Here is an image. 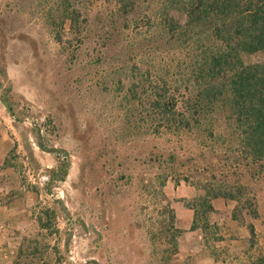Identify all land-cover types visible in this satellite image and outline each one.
I'll list each match as a JSON object with an SVG mask.
<instances>
[{"label": "rangeland", "instance_id": "rangeland-1", "mask_svg": "<svg viewBox=\"0 0 264 264\" xmlns=\"http://www.w3.org/2000/svg\"><path fill=\"white\" fill-rule=\"evenodd\" d=\"M69 2L0 0V100L10 107L0 101V113L11 116L22 176L38 191L11 264H183L175 217L182 205L202 218L208 187L188 160L197 136L164 128L150 89L161 75L178 83L185 53L156 44L145 14L127 22L107 0ZM245 61L264 62V52ZM41 123L43 145L69 156L34 158ZM215 127L224 132L221 117ZM252 187L264 192V182Z\"/></svg>", "mask_w": 264, "mask_h": 264}, {"label": "trees", "instance_id": "trees-1", "mask_svg": "<svg viewBox=\"0 0 264 264\" xmlns=\"http://www.w3.org/2000/svg\"><path fill=\"white\" fill-rule=\"evenodd\" d=\"M107 1L124 21L145 14L156 44L172 54L185 53L179 85L158 77L150 106L164 128L199 140L196 155L188 160L202 172L208 196L200 199L202 218L195 206L189 207L192 228L206 226L203 217L217 199L235 202L236 215L245 210L255 217L259 190L252 184L264 182V62L245 58L264 52V0ZM59 2L70 8L69 0ZM218 117L224 132L215 134ZM206 142H211L208 149Z\"/></svg>", "mask_w": 264, "mask_h": 264}, {"label": "crops", "instance_id": "crops-1", "mask_svg": "<svg viewBox=\"0 0 264 264\" xmlns=\"http://www.w3.org/2000/svg\"><path fill=\"white\" fill-rule=\"evenodd\" d=\"M13 129L9 113H0V264L12 263L18 250L15 242L25 223L36 218L33 203L37 187L22 176L24 162ZM42 155L48 160L52 156L41 150L33 152L34 158ZM212 203L214 211L205 227L192 228V210L182 205L178 208L174 225L181 230L177 243L180 263L264 264V192L257 195L255 217L245 210L236 215L235 202L217 199Z\"/></svg>", "mask_w": 264, "mask_h": 264}, {"label": "water", "instance_id": "water-1", "mask_svg": "<svg viewBox=\"0 0 264 264\" xmlns=\"http://www.w3.org/2000/svg\"><path fill=\"white\" fill-rule=\"evenodd\" d=\"M4 98H5V96H4ZM0 101L3 104V106L7 109V111L10 112V107H9L7 101H5L4 99H2ZM42 125H43V123H41V125L35 126L36 133H37V138H38V143H37L36 147L38 149H40L41 151H43L45 153H48V154H55V153L61 152L65 156H69V152L66 149L62 148V147H56V146H54V147H45L43 145L42 135H41V127H42ZM60 207L62 209H66V206H65L64 202L60 201ZM64 211L66 212V210H64ZM80 223L83 225V227H85V228L88 227V225L83 220H80ZM90 229L94 233H97V234L100 233L95 227H91ZM83 264H101V263H99L98 260L91 258V259L85 261Z\"/></svg>", "mask_w": 264, "mask_h": 264}, {"label": "flooded vegetation", "instance_id": "flooded-vegetation-1", "mask_svg": "<svg viewBox=\"0 0 264 264\" xmlns=\"http://www.w3.org/2000/svg\"><path fill=\"white\" fill-rule=\"evenodd\" d=\"M58 168H59V169H62L63 167H62V166H59Z\"/></svg>", "mask_w": 264, "mask_h": 264}]
</instances>
